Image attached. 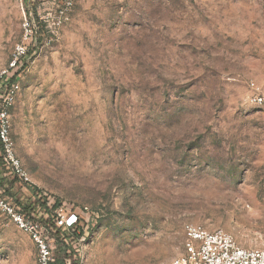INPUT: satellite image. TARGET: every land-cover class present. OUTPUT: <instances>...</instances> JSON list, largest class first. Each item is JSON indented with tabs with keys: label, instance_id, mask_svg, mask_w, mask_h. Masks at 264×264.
I'll use <instances>...</instances> for the list:
<instances>
[{
	"label": "rangeland",
	"instance_id": "1",
	"mask_svg": "<svg viewBox=\"0 0 264 264\" xmlns=\"http://www.w3.org/2000/svg\"><path fill=\"white\" fill-rule=\"evenodd\" d=\"M16 57L0 187L53 259L169 264L186 223L264 249V0H0ZM0 264H37L1 211Z\"/></svg>",
	"mask_w": 264,
	"mask_h": 264
},
{
	"label": "built area",
	"instance_id": "2",
	"mask_svg": "<svg viewBox=\"0 0 264 264\" xmlns=\"http://www.w3.org/2000/svg\"><path fill=\"white\" fill-rule=\"evenodd\" d=\"M18 58L13 59L8 67L0 71V157L9 169L21 178H26L18 159L14 156L10 136L9 109L14 102L18 83L11 82L12 71L17 67ZM253 95L250 102H264L260 89L252 83ZM0 187V211L4 213L20 229L31 233L37 249V264H52L54 259L51 247L34 225L27 221L3 195ZM78 220L75 213L67 211L56 212L54 224L56 227L68 228ZM185 240L181 253L169 264H264V249L245 248L239 245L234 236L222 228L207 229L196 223H186L183 226Z\"/></svg>",
	"mask_w": 264,
	"mask_h": 264
},
{
	"label": "trees",
	"instance_id": "3",
	"mask_svg": "<svg viewBox=\"0 0 264 264\" xmlns=\"http://www.w3.org/2000/svg\"><path fill=\"white\" fill-rule=\"evenodd\" d=\"M0 149H1V143H0ZM1 164L3 165L4 163L2 162V159H1V157H0V166H1ZM54 220V219H53ZM59 228V227H58ZM61 228V227H60ZM70 227H68V228H62V229H69ZM82 236V231H79L78 233H76L75 235H74V237H70V235H68L67 237H68V240H66V246L68 247V245H69V242H71V240L72 239H79L80 237ZM70 240V241H69ZM63 242H65V241H63ZM52 264H65V262L62 260V259H54V262L52 263ZM71 264H77L75 261H72V263Z\"/></svg>",
	"mask_w": 264,
	"mask_h": 264
}]
</instances>
